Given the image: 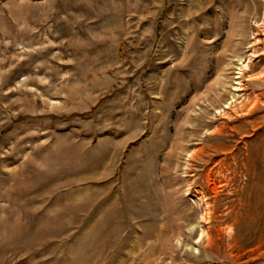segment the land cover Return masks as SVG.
<instances>
[{
	"label": "rangeland",
	"instance_id": "1",
	"mask_svg": "<svg viewBox=\"0 0 264 264\" xmlns=\"http://www.w3.org/2000/svg\"><path fill=\"white\" fill-rule=\"evenodd\" d=\"M0 264H264V0H0Z\"/></svg>",
	"mask_w": 264,
	"mask_h": 264
}]
</instances>
